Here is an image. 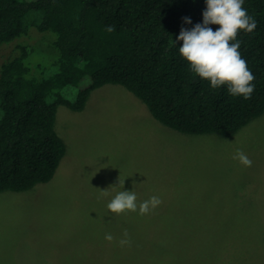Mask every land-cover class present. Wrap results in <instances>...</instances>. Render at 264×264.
<instances>
[{
    "label": "rangeland",
    "instance_id": "1",
    "mask_svg": "<svg viewBox=\"0 0 264 264\" xmlns=\"http://www.w3.org/2000/svg\"><path fill=\"white\" fill-rule=\"evenodd\" d=\"M26 29L31 42L27 33L3 44L0 67L17 56L15 44L30 42L31 73L47 78L56 71L55 36ZM61 93L73 101L77 91ZM55 118L66 154L52 180L0 193V264H134L125 260L136 248L134 232L150 220L162 221L165 235L159 252L147 249V264H264V114L232 137L186 135L107 84L82 111L59 106ZM238 149L251 167L233 159ZM118 191H134L137 204L152 196L162 203L143 216L138 209L117 215L107 204ZM125 230L132 243L121 247Z\"/></svg>",
    "mask_w": 264,
    "mask_h": 264
},
{
    "label": "trees",
    "instance_id": "2",
    "mask_svg": "<svg viewBox=\"0 0 264 264\" xmlns=\"http://www.w3.org/2000/svg\"><path fill=\"white\" fill-rule=\"evenodd\" d=\"M243 7L257 23L252 33L241 30L236 37L255 77L247 100L229 95L226 85L211 88L179 54L181 28L203 23L206 0H0V47L26 38V26L36 37L34 25L54 34L57 51L55 73L33 76L29 32L30 42L15 44L17 56L0 67V193L30 191L52 180L66 154L54 127L57 108L80 112L90 93L107 84L124 87L156 121L186 135L232 137L263 115L264 0H244ZM66 87L76 89L73 101L62 95ZM163 226L156 220L145 230L139 226L136 248L125 260L147 264V249L163 246Z\"/></svg>",
    "mask_w": 264,
    "mask_h": 264
},
{
    "label": "clouds",
    "instance_id": "3",
    "mask_svg": "<svg viewBox=\"0 0 264 264\" xmlns=\"http://www.w3.org/2000/svg\"><path fill=\"white\" fill-rule=\"evenodd\" d=\"M244 0H206V10L203 12V23L195 25L191 30L181 28L177 38L183 44L179 47L180 56L187 62L190 70L202 80L210 82V87L216 89L227 86L228 94L250 99L254 92L255 79L248 69L246 61L239 52L240 41L236 39L239 31L252 33L257 23L243 7ZM185 23L191 20L185 18ZM209 25H218L213 31ZM108 32L114 28L108 27ZM233 159L238 160L245 167H251L252 161L241 150H237ZM114 188V187H113ZM99 197L109 194L108 190H98ZM162 203L158 196L137 204L134 191H118L107 204L111 213L122 214L136 212L146 215ZM105 240L111 242L113 236L105 235ZM132 241L127 230L119 240L121 247L130 246Z\"/></svg>",
    "mask_w": 264,
    "mask_h": 264
}]
</instances>
